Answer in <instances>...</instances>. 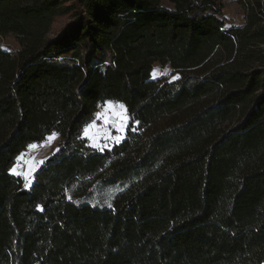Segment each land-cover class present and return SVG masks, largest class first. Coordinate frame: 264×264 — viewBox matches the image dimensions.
<instances>
[{
	"label": "trees",
	"instance_id": "obj_1",
	"mask_svg": "<svg viewBox=\"0 0 264 264\" xmlns=\"http://www.w3.org/2000/svg\"><path fill=\"white\" fill-rule=\"evenodd\" d=\"M166 1L0 0V264H264V0L229 28L223 0ZM108 102L130 123L101 151Z\"/></svg>",
	"mask_w": 264,
	"mask_h": 264
},
{
	"label": "rangeland",
	"instance_id": "obj_2",
	"mask_svg": "<svg viewBox=\"0 0 264 264\" xmlns=\"http://www.w3.org/2000/svg\"><path fill=\"white\" fill-rule=\"evenodd\" d=\"M223 3L222 17L225 20V27L244 25L246 22L245 11L239 0H223ZM164 4L167 5L166 0H164ZM66 22V18H58L53 25L51 36L56 35ZM0 48L16 52L19 50L20 44L13 36L1 37ZM152 74L154 79L165 78L168 81H174L180 76L170 63L161 62H156L153 65ZM129 123L130 117L126 107L118 102H108L98 107L95 120L87 126L84 135L94 147L104 151L124 139ZM59 142L60 137L54 133L48 136L43 143L29 146L18 156L12 166L11 173L23 177L25 185L30 187L34 181L35 172L45 159L58 149Z\"/></svg>",
	"mask_w": 264,
	"mask_h": 264
},
{
	"label": "crops",
	"instance_id": "obj_3",
	"mask_svg": "<svg viewBox=\"0 0 264 264\" xmlns=\"http://www.w3.org/2000/svg\"><path fill=\"white\" fill-rule=\"evenodd\" d=\"M58 135V134H57ZM59 136V135H58ZM60 137V136H59Z\"/></svg>",
	"mask_w": 264,
	"mask_h": 264
},
{
	"label": "snow or ice",
	"instance_id": "obj_4",
	"mask_svg": "<svg viewBox=\"0 0 264 264\" xmlns=\"http://www.w3.org/2000/svg\"><path fill=\"white\" fill-rule=\"evenodd\" d=\"M97 115H99V114H97Z\"/></svg>",
	"mask_w": 264,
	"mask_h": 264
}]
</instances>
